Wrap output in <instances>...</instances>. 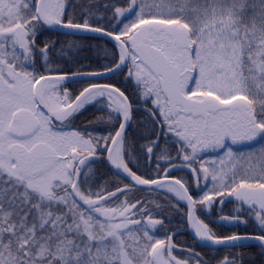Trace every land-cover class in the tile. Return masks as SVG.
I'll return each instance as SVG.
<instances>
[{
	"label": "snow or ice",
	"instance_id": "snow-or-ice-1",
	"mask_svg": "<svg viewBox=\"0 0 264 264\" xmlns=\"http://www.w3.org/2000/svg\"><path fill=\"white\" fill-rule=\"evenodd\" d=\"M0 264H264V0H0Z\"/></svg>",
	"mask_w": 264,
	"mask_h": 264
},
{
	"label": "trees",
	"instance_id": "trees-1",
	"mask_svg": "<svg viewBox=\"0 0 264 264\" xmlns=\"http://www.w3.org/2000/svg\"><path fill=\"white\" fill-rule=\"evenodd\" d=\"M257 259H259V258L257 257Z\"/></svg>",
	"mask_w": 264,
	"mask_h": 264
}]
</instances>
